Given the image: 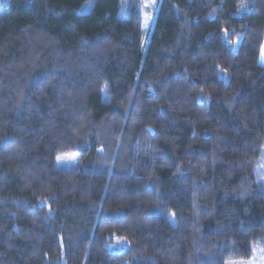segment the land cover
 <instances>
[{
    "label": "trees",
    "instance_id": "trees-1",
    "mask_svg": "<svg viewBox=\"0 0 264 264\" xmlns=\"http://www.w3.org/2000/svg\"><path fill=\"white\" fill-rule=\"evenodd\" d=\"M124 7L0 0V264L264 249V0Z\"/></svg>",
    "mask_w": 264,
    "mask_h": 264
},
{
    "label": "rangeland",
    "instance_id": "rangeland-1",
    "mask_svg": "<svg viewBox=\"0 0 264 264\" xmlns=\"http://www.w3.org/2000/svg\"><path fill=\"white\" fill-rule=\"evenodd\" d=\"M161 0H124V10L135 7L142 16L143 29L146 34V39L151 33L154 26L156 15L159 11ZM264 49V48H263ZM264 52V50H263ZM63 159L58 161V166L65 169H74L78 166L79 160L77 155H64ZM74 157V158H73ZM256 175L260 187L264 190V150L261 160L256 166ZM119 244L126 245L123 241H118ZM228 264H264V249L258 246L253 249V256L250 260L234 261Z\"/></svg>",
    "mask_w": 264,
    "mask_h": 264
},
{
    "label": "snow or ice",
    "instance_id": "snow-or-ice-1",
    "mask_svg": "<svg viewBox=\"0 0 264 264\" xmlns=\"http://www.w3.org/2000/svg\"><path fill=\"white\" fill-rule=\"evenodd\" d=\"M74 158V157H73ZM61 159H63V157H57V160L59 161V160H61Z\"/></svg>",
    "mask_w": 264,
    "mask_h": 264
}]
</instances>
